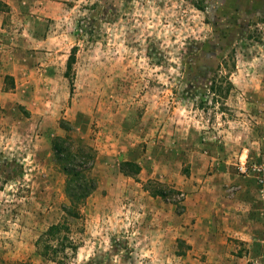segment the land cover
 I'll list each match as a JSON object with an SVG mask.
<instances>
[{"label": "rangeland", "instance_id": "1", "mask_svg": "<svg viewBox=\"0 0 264 264\" xmlns=\"http://www.w3.org/2000/svg\"><path fill=\"white\" fill-rule=\"evenodd\" d=\"M67 134L97 156L69 264H264V0H0V264H59Z\"/></svg>", "mask_w": 264, "mask_h": 264}, {"label": "trees", "instance_id": "2", "mask_svg": "<svg viewBox=\"0 0 264 264\" xmlns=\"http://www.w3.org/2000/svg\"><path fill=\"white\" fill-rule=\"evenodd\" d=\"M76 51L77 46H74L68 56L67 76L75 63ZM234 68L233 62L230 68H227V72L224 70L226 74H222L221 71L212 78L209 89L205 92L209 97L200 98L197 103L199 108L207 109L211 106L221 111L227 108L224 100L234 88L230 79V72ZM61 123L64 130L71 131L63 120ZM52 150L55 162L66 177L64 192L67 202L62 205V218L38 236L35 246L36 251L44 258L59 264H69V260L75 256L80 247L73 237L71 221L81 218L83 204L97 187V180L91 173L97 156L90 144L74 140L69 134L55 137ZM124 165L132 170V173L125 170L126 175L135 174L139 170L138 166L131 162H124Z\"/></svg>", "mask_w": 264, "mask_h": 264}, {"label": "crops", "instance_id": "3", "mask_svg": "<svg viewBox=\"0 0 264 264\" xmlns=\"http://www.w3.org/2000/svg\"><path fill=\"white\" fill-rule=\"evenodd\" d=\"M191 197H192V199H193V201H191V202H189L192 206H188V208H190V209H192V210H197L198 209V212H199V210H201L202 208H204V207H206V206H196V204L194 203L195 201H194V197H195V194L193 195H191ZM239 217V216H238Z\"/></svg>", "mask_w": 264, "mask_h": 264}]
</instances>
